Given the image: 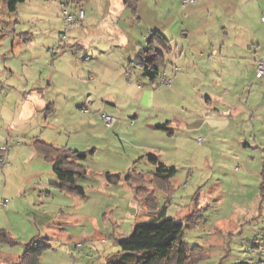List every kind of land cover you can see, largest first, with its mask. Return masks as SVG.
Wrapping results in <instances>:
<instances>
[{"label":"clouds","instance_id":"obj_1","mask_svg":"<svg viewBox=\"0 0 264 264\" xmlns=\"http://www.w3.org/2000/svg\"><path fill=\"white\" fill-rule=\"evenodd\" d=\"M0 264H264V0H0Z\"/></svg>","mask_w":264,"mask_h":264}]
</instances>
